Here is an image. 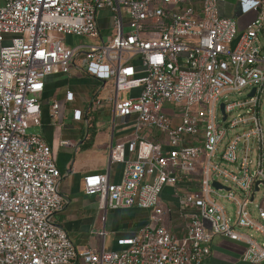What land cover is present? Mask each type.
Returning a JSON list of instances; mask_svg holds the SVG:
<instances>
[{"label":"built area","instance_id":"2783aa9c","mask_svg":"<svg viewBox=\"0 0 264 264\" xmlns=\"http://www.w3.org/2000/svg\"><path fill=\"white\" fill-rule=\"evenodd\" d=\"M3 1L0 264L79 258L86 264H207L217 237L240 243L242 262L264 263V196L254 205L256 215L251 208L264 185V0ZM221 3L228 4L227 15ZM105 9L107 37L99 24ZM75 72L102 87L86 108H73V120L89 124L95 105L108 103L113 136L116 127L131 131L112 143L107 172L83 178L85 194L97 196L100 208L148 214L142 227L118 239L117 249L79 250L54 222L66 203L59 190L64 173L45 138L29 132L42 123L47 78ZM109 83L112 93L100 98ZM246 89V98L224 101ZM64 100V107L52 103L54 119L66 118V105L77 96L67 90ZM239 127L244 130L229 137ZM255 141L260 153L252 170ZM61 145L78 148L72 140ZM115 164L123 166L118 181L111 179ZM222 199L235 205L234 216Z\"/></svg>","mask_w":264,"mask_h":264},{"label":"crops","instance_id":"0c3cea01","mask_svg":"<svg viewBox=\"0 0 264 264\" xmlns=\"http://www.w3.org/2000/svg\"><path fill=\"white\" fill-rule=\"evenodd\" d=\"M51 78L50 76L47 78L46 91L42 97V123L40 126H34L31 132L39 133L45 138L53 149L59 168L64 173L59 190L66 203L61 211L54 214V222L68 232L79 250L85 248L100 250L103 245L107 250L117 249L119 248L118 239L129 236L142 227L147 221L148 214L135 207L118 210L100 208L97 196L85 194L83 178L89 173L107 172L112 143L128 138L131 131L121 133L118 137L116 134L113 136V133L111 136H107L106 144L103 146L107 152L100 155L97 152L98 149L95 148H98L97 141L102 138L101 136L95 134L93 139H89L91 137L90 132H87L86 135L79 133L75 136L69 132L77 124L86 123V121H74L72 116L57 120L52 116V103L59 101L64 107L66 91L74 92L71 88L68 87L65 90L63 98H52L48 100L50 104L43 103L46 93L51 90L49 87V79ZM63 80L69 83L73 82V84L82 81L95 86H102L96 79L76 72L70 77L64 76ZM110 111L112 113L111 107ZM67 119L69 124L65 123ZM87 125L89 126V124ZM63 140H72L78 148L62 146ZM122 168L121 164L113 165L112 181L120 180ZM103 232L105 235L102 234ZM212 248L213 256L207 264H245L241 261L243 246L238 242L217 237ZM72 264L86 263L79 258Z\"/></svg>","mask_w":264,"mask_h":264},{"label":"rangeland","instance_id":"374dc122","mask_svg":"<svg viewBox=\"0 0 264 264\" xmlns=\"http://www.w3.org/2000/svg\"><path fill=\"white\" fill-rule=\"evenodd\" d=\"M4 5V1L0 0V6ZM221 9H223V14L227 15L229 12L227 10L228 4H224L221 3L220 4ZM232 13V12H231ZM101 18L99 20V24L102 28V33L104 35V37H107L108 35L112 34L111 32V24L110 21L108 19V17L110 16V13L108 10H102L101 12ZM73 41L75 43H79L82 41L81 38H74ZM54 76V77H53ZM65 75L63 74H54L52 76H50L51 79H49V87L51 88V90H49L46 95L45 98H43V103L44 104H50V102L48 100L52 99V98H56V99H61L63 98L64 92L65 90L69 87L71 88L77 96V100L75 102L72 103H68L66 105V109H67V117H71L72 116V112H73V108L75 107H79V108H86L87 105L90 104L92 97L94 95L97 94V92L101 89L102 86H95L92 85L91 83H85V82H79L77 84H73V82H66L63 80ZM55 77H57L55 79ZM58 77H63V78H58ZM112 85L111 83H109L104 89H102V91L99 94L100 98L103 99H107L109 97V95L112 93ZM130 94V91H122L121 92V97L123 98H128ZM249 94V91L246 89L244 90L242 93H238V92H234V93H229L225 98L224 101H235V100H241L247 97V95ZM110 105H108V103H104L103 105H95V107L91 110L90 112V129L89 126L84 122L81 124H77L75 126V128L70 129V133L72 135H77L79 133L86 135L87 132L93 133L95 131V134H98L99 136H101L102 138L100 140L97 141L98 144V153L104 154L105 152H107L105 150V144H106V138L107 136H111L113 133V122H112V113L110 111ZM261 120H262V124L264 127V95L262 97V104H261ZM218 118L219 120H222V113L221 110L219 108L218 111ZM65 123L69 124L68 119L65 120ZM61 125H63L62 123H60ZM123 128L121 127H116V135L117 137L121 135L120 131H122ZM244 130L243 127H239L236 129H233L229 132V137L235 135L236 133L242 132ZM33 131V127H31L29 129V132ZM123 134V133H122ZM227 139H225V141L223 142V144L220 147L219 153H221L225 147V144L227 142ZM117 141V140H116ZM102 146V147H101ZM104 151V152H103ZM259 143L258 142H254L252 144V153H251V159L254 161V164L251 166L252 170L255 169L256 166V162L259 158ZM96 155V154H95ZM223 165L225 167L231 168L233 167L232 165L224 162ZM116 168V167H115ZM217 180H219L223 185H225L226 187H229L231 189H233L234 191H236V188L234 186V184L230 181L225 180L224 178H217ZM224 193H226L224 191ZM264 196V185L261 186L260 191L257 192L256 194V199L255 202L251 205V208L254 209V205L256 203H259L261 198ZM224 205L228 208V210L230 211V213L232 214V216H234L236 207L233 203L227 201V200H221ZM254 214L256 215V210H253ZM250 232V231H249ZM253 233V232H252ZM255 237L259 240L262 241L263 237L257 233L254 234ZM247 264V263H245Z\"/></svg>","mask_w":264,"mask_h":264},{"label":"water","instance_id":"95a60500","mask_svg":"<svg viewBox=\"0 0 264 264\" xmlns=\"http://www.w3.org/2000/svg\"><path fill=\"white\" fill-rule=\"evenodd\" d=\"M254 92H255V89H253V91H252V93H251V96L254 95ZM220 108H221V111L224 113V103L221 104ZM225 118H226V117H225ZM214 185H215L216 187H218V188H222V187H224V186H222V184H220V183H218V182H215ZM225 189L230 190L229 187H225ZM258 189H259V188H258V183H257L255 190L257 191Z\"/></svg>","mask_w":264,"mask_h":264},{"label":"trees","instance_id":"16d2710c","mask_svg":"<svg viewBox=\"0 0 264 264\" xmlns=\"http://www.w3.org/2000/svg\"><path fill=\"white\" fill-rule=\"evenodd\" d=\"M90 112H91V111H90ZM90 112H89V118H91V117H90ZM90 128H91V127H90V122H89V129H90ZM90 136H91V137H90L89 139H93L94 136H95V131H94L93 133H91Z\"/></svg>","mask_w":264,"mask_h":264}]
</instances>
